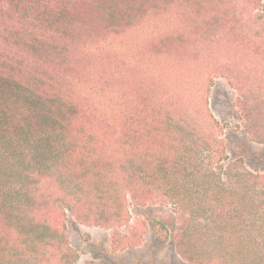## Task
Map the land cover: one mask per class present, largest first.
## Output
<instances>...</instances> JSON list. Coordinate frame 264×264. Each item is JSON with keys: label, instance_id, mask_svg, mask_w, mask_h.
Masks as SVG:
<instances>
[{"label": "trees", "instance_id": "obj_1", "mask_svg": "<svg viewBox=\"0 0 264 264\" xmlns=\"http://www.w3.org/2000/svg\"><path fill=\"white\" fill-rule=\"evenodd\" d=\"M216 79L264 144L262 0H0V264H75L69 219L139 246L131 206L170 209L187 264H264V172L228 160Z\"/></svg>", "mask_w": 264, "mask_h": 264}, {"label": "rangeland", "instance_id": "obj_2", "mask_svg": "<svg viewBox=\"0 0 264 264\" xmlns=\"http://www.w3.org/2000/svg\"><path fill=\"white\" fill-rule=\"evenodd\" d=\"M235 101V91L223 79H216L210 91L209 107L224 128L222 138L228 160H241L248 171L264 172V144L248 140L240 127ZM129 211L130 225L136 226L138 230L145 226L143 242L115 253L111 251V231L86 227L69 219V241L79 257L75 264H187L178 256L171 241L174 220L169 208L131 206ZM160 223L169 233L167 239L164 238V230H159Z\"/></svg>", "mask_w": 264, "mask_h": 264}]
</instances>
